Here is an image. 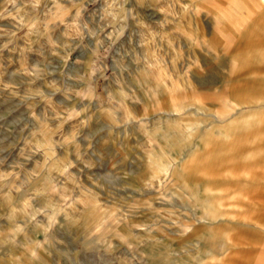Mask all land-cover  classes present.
Masks as SVG:
<instances>
[{"label":"rangeland","instance_id":"obj_1","mask_svg":"<svg viewBox=\"0 0 264 264\" xmlns=\"http://www.w3.org/2000/svg\"><path fill=\"white\" fill-rule=\"evenodd\" d=\"M0 264H264V0H0Z\"/></svg>","mask_w":264,"mask_h":264},{"label":"crops","instance_id":"obj_2","mask_svg":"<svg viewBox=\"0 0 264 264\" xmlns=\"http://www.w3.org/2000/svg\"><path fill=\"white\" fill-rule=\"evenodd\" d=\"M187 109H188V107L186 105H184L183 109L180 110L178 113L186 111ZM251 123H249V125H251ZM245 125H246L245 123L242 122L240 124V122L235 119V120L231 121L230 126H226V124H225V125H222L219 128H217L216 133H218V136L220 135V137L222 139L229 140L233 137L235 131L237 129H239L240 126H245ZM200 130H201L200 125H195V126L189 125L187 128L182 129V131H184L186 138H188V139H193L194 138L193 135L198 133V131H200ZM191 134H192V136H191ZM179 137H180V132H179ZM225 245H226V242L222 241V243L220 244V248L223 249L225 247ZM206 254L214 256L216 254V252L211 247H207ZM202 258H201V262H202Z\"/></svg>","mask_w":264,"mask_h":264},{"label":"bare ground","instance_id":"obj_3","mask_svg":"<svg viewBox=\"0 0 264 264\" xmlns=\"http://www.w3.org/2000/svg\"><path fill=\"white\" fill-rule=\"evenodd\" d=\"M170 135V134H169ZM167 138V137H166ZM172 139V138H171ZM187 156V155H186ZM184 159V158H183ZM171 166V164L170 163H166L165 164V167H164V171H165V173H167V171H168V169H169V167ZM178 167V166H177ZM179 170V169H178ZM176 173V172H175ZM190 189V188H189ZM210 201V200H209ZM209 207V206H208ZM211 207V206H210Z\"/></svg>","mask_w":264,"mask_h":264}]
</instances>
